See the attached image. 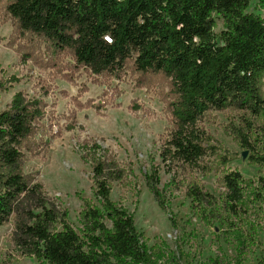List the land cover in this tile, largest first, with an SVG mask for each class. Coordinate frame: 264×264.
<instances>
[{"label":"trees","instance_id":"16d2710c","mask_svg":"<svg viewBox=\"0 0 264 264\" xmlns=\"http://www.w3.org/2000/svg\"><path fill=\"white\" fill-rule=\"evenodd\" d=\"M5 1L15 34L44 43L52 68L63 78L72 81L82 71L92 83L111 89L113 80L130 76L139 87L157 88L170 124L160 148L167 168L207 171L205 159L216 153L203 123L212 112L226 110L244 115V130H238L241 146L251 152L252 163L264 166V153L252 142L264 138V17L248 12L252 0ZM259 6L264 9V0ZM217 18L223 21L220 33ZM69 57L72 62H66ZM6 90L0 82V91ZM42 91L39 97L18 92L0 112V227L14 222L16 252L38 264H162L160 253L143 243L134 216L112 200V183L121 181L124 171L99 144L86 154L93 164L98 205L84 201L79 231L44 186L24 172V163L45 157L63 132L42 98L54 90L45 85ZM104 94L99 104L73 101L79 109L118 106L117 88ZM134 105L131 109L141 108ZM71 116L68 129L75 126ZM146 179L165 208L159 170ZM221 182L223 209L235 220L247 216L250 203L264 202V176L252 181L239 171L224 170ZM187 197L205 222L217 218L215 195L193 184ZM250 229L244 237L235 228L234 262L210 258L202 264H243L251 245L258 244L255 225Z\"/></svg>","mask_w":264,"mask_h":264},{"label":"rangeland","instance_id":"374dc122","mask_svg":"<svg viewBox=\"0 0 264 264\" xmlns=\"http://www.w3.org/2000/svg\"><path fill=\"white\" fill-rule=\"evenodd\" d=\"M5 2L0 1V82L7 90L0 91V112L18 92L39 97L45 85L54 90L42 98L59 117L62 135L52 140L45 157L30 158L23 168L44 186L47 197L56 206L68 212V220L74 228L79 231L83 227L81 212L85 200L98 205L94 196L93 164L86 155H92L89 150L92 152V145L97 143L124 171V178L112 183V200L134 216L143 243L152 252L160 253L162 264H175V260L177 264H202L210 258L234 262L237 256L235 228L243 230L246 237L254 225L258 244L251 245L243 264L264 261V202L250 203L247 216L241 220L230 217L221 203L225 192L221 182L224 170L239 171L252 181L264 176V166L252 163L251 152L241 146L238 130H244V115L233 110L212 112L204 121L216 153L205 159L207 171L185 167L171 170L160 157L162 137L170 124L157 88L139 87L130 76L113 80L111 89L92 83L82 71L74 75L72 81L63 78L52 68L44 43H30L15 34V23L5 11ZM248 12L264 17L259 0H252ZM223 29V21L217 18L216 33ZM67 61L72 62L70 57ZM13 77L17 81L9 82ZM84 84L85 92L81 90ZM115 88L119 96L114 104L118 106L108 104L97 111L94 107L79 109L73 101L78 98L82 103L91 100L99 104L106 99L104 93L111 90L112 94ZM135 102L140 109H131ZM73 113L75 126L68 129ZM258 137L252 142L264 153V138ZM155 169L159 170V189L165 208L147 185L146 177ZM193 184L217 197L216 219L205 222L199 209L192 207L187 190ZM13 223L0 227V264H38L34 258L21 257L16 252L12 241Z\"/></svg>","mask_w":264,"mask_h":264},{"label":"water","instance_id":"95a60500","mask_svg":"<svg viewBox=\"0 0 264 264\" xmlns=\"http://www.w3.org/2000/svg\"><path fill=\"white\" fill-rule=\"evenodd\" d=\"M246 154H247V153H245V155H244V156H246Z\"/></svg>","mask_w":264,"mask_h":264}]
</instances>
